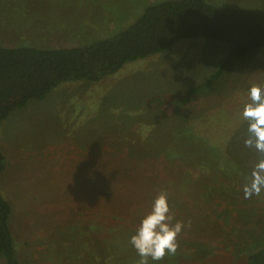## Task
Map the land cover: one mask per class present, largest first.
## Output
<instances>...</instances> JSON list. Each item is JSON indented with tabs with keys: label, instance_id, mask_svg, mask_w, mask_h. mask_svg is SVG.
Returning <instances> with one entry per match:
<instances>
[{
	"label": "trees",
	"instance_id": "trees-1",
	"mask_svg": "<svg viewBox=\"0 0 264 264\" xmlns=\"http://www.w3.org/2000/svg\"><path fill=\"white\" fill-rule=\"evenodd\" d=\"M195 37L226 44L227 52L218 67L205 78L185 86L179 93V102H174L176 106L172 105L171 110L164 106L168 113L158 120L122 121L123 141H111L95 160L88 177L93 189L86 187V194L95 197V211L105 218L95 220V264H138L140 257L130 237L161 193H167L173 223L184 213L181 219H187L189 228L196 229L199 224L192 230L198 238L182 241V245L177 239L174 255L166 254L158 262L149 258L150 264H230L233 260L235 264H264V228L257 233L246 226L247 219L256 214V206L248 205L252 200L244 198L243 185L252 173L245 165L253 155H261L244 144L248 122L241 112L220 116L217 111L187 105L214 97L225 72L236 61L264 47V8L218 6L207 0H154L128 26L88 44L0 45L1 122L28 101L45 99L63 82L98 81L127 62L163 52L180 40ZM159 96L151 102L155 108L164 105ZM233 118L237 122L230 125L228 121ZM224 121L230 126L218 124ZM137 123L147 128L144 136L141 133L136 137L135 128L129 133ZM120 133L115 129V139ZM147 161L159 166L155 176L139 172L141 163ZM6 166L0 150V174ZM189 168L200 173L192 174ZM192 190L193 198L188 194ZM239 195L242 202L237 206ZM216 199L232 206L210 211L215 218L222 217L223 225L229 223L232 212L243 219L234 240L222 226L203 221L209 217L207 212L189 210L191 202L193 207L204 206L208 200ZM10 214L11 206L0 192V258L2 264H23L16 255ZM201 234H213L221 247L204 241ZM216 248L230 256L216 254Z\"/></svg>",
	"mask_w": 264,
	"mask_h": 264
},
{
	"label": "rangeland",
	"instance_id": "rangeland-1",
	"mask_svg": "<svg viewBox=\"0 0 264 264\" xmlns=\"http://www.w3.org/2000/svg\"><path fill=\"white\" fill-rule=\"evenodd\" d=\"M151 1L0 0V45L88 44L128 26ZM207 1L218 6L264 8V0ZM226 52V44L216 40L183 39L163 52L127 62L98 81L63 82L45 99L28 101L0 122V150L7 163L0 174V192L11 206L14 247L23 264H95V220L105 218L95 211V197L86 194V187L93 189L88 177L97 156L111 141H123L122 121L158 120L168 113L164 106L170 110L176 106L174 102H179L184 87L210 75ZM252 85L264 87V47L236 61L218 82L214 97L187 105L217 111L220 116L226 112L242 114L244 105L250 102L248 91ZM156 95L164 105L155 108L151 102ZM236 122L235 118L228 121L230 125ZM222 123L218 124L230 126L226 121ZM134 128L136 137L147 133V128L137 123L130 134ZM115 129L121 131L118 139ZM262 155L248 160L247 171L253 170ZM141 166L139 172L143 175L155 176L159 170L157 164L148 161ZM239 199L240 195L237 206L242 202ZM249 200L247 204L256 206V214L247 219L246 226L258 233L264 228V193ZM228 203L216 199L193 207L191 202L189 210L207 212L209 217L203 221L222 226L234 240L243 219L232 212L229 223L223 225L222 217L215 218L210 212L230 209ZM183 215L177 218L185 224L177 237L181 245L182 241L198 238L192 230L199 225L189 228L187 219H181ZM107 219L111 221L110 216ZM208 234L200 236L220 248L219 232V239ZM218 248L216 254L230 256ZM230 264H235L234 260Z\"/></svg>",
	"mask_w": 264,
	"mask_h": 264
},
{
	"label": "clouds",
	"instance_id": "clouds-1",
	"mask_svg": "<svg viewBox=\"0 0 264 264\" xmlns=\"http://www.w3.org/2000/svg\"><path fill=\"white\" fill-rule=\"evenodd\" d=\"M249 101L244 105L242 117L248 122L246 147H254L264 154V87L252 85L248 91ZM245 199L260 196L264 192V155L255 164L251 178L243 185ZM185 227L183 221L173 223L167 193L158 195L151 210L143 216L130 243L140 260L138 264L161 261L166 254L174 255L178 247L177 237Z\"/></svg>",
	"mask_w": 264,
	"mask_h": 264
}]
</instances>
